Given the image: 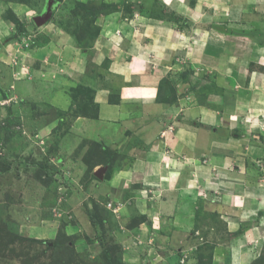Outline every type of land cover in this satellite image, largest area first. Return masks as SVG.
<instances>
[{
	"label": "crops",
	"instance_id": "crops-1",
	"mask_svg": "<svg viewBox=\"0 0 264 264\" xmlns=\"http://www.w3.org/2000/svg\"><path fill=\"white\" fill-rule=\"evenodd\" d=\"M102 1L116 9L96 17L92 46L52 20L44 26L48 42L28 51L26 66L40 84L7 65L18 41L0 45V106L11 94L30 100L47 91L48 103L68 111L74 94L85 97L77 90H91L97 118L75 114L70 136L117 156L108 181H97L103 163L92 160L93 191L104 188L117 210L141 218L143 237L180 228L197 203L234 233L250 225L225 247L223 263L251 264L264 247V0ZM10 33L0 15V40ZM187 71L209 82L200 103L179 79ZM164 79H176L171 102L159 100Z\"/></svg>",
	"mask_w": 264,
	"mask_h": 264
},
{
	"label": "rangeland",
	"instance_id": "rangeland-1",
	"mask_svg": "<svg viewBox=\"0 0 264 264\" xmlns=\"http://www.w3.org/2000/svg\"><path fill=\"white\" fill-rule=\"evenodd\" d=\"M54 3L51 18L38 26L34 20L46 11L48 0H0V15L12 27V34L2 38L0 45L18 41L20 45L8 51L16 63L7 65L24 71L29 83L43 82L33 77L31 66L26 71V66L31 56L28 51L48 42L46 24L52 20L75 33L81 46H92L98 35L89 26L92 14L116 9L102 0ZM19 30H25L21 39L8 42ZM22 40L27 42L22 45ZM181 78L189 81L191 91L200 94L198 102L206 99L209 92L200 88L209 82L190 71ZM172 82L176 79L163 84L162 99L177 97ZM45 92L30 100L11 94V104L0 106L4 108L0 110V264H224L229 256L225 247L234 236L243 237L250 225L234 233L217 210H204L197 203L195 214L181 226L187 225L186 232L175 226L162 235L149 231L143 237L138 228L141 218L128 215L123 208L117 210L104 188H91L92 160L105 162L101 168L106 173L97 181L110 180L115 171L110 154L103 153L108 146L70 136L71 119L77 113L92 114L94 106L86 97L79 100L80 95L74 94L72 106L63 111L48 103L44 97L49 92ZM76 161L85 172L82 176L76 174ZM253 253L257 259L251 264H264V247ZM217 256L223 259L215 263Z\"/></svg>",
	"mask_w": 264,
	"mask_h": 264
},
{
	"label": "trees",
	"instance_id": "trees-1",
	"mask_svg": "<svg viewBox=\"0 0 264 264\" xmlns=\"http://www.w3.org/2000/svg\"><path fill=\"white\" fill-rule=\"evenodd\" d=\"M79 6V5H78ZM80 6H84V5H82V4H80ZM56 7V3H54V5H53V9ZM106 7H108V6H106ZM114 7V6H113ZM115 8V7H114ZM110 9H112V8H110ZM99 14L100 13H98V12H96L94 15L92 14V17L90 18V20H89V26L90 27H92L93 29H94V31H95V33L96 34H98V30L96 29V28H94L92 25H93V23H94V21H95V19H96V17H98L99 16ZM175 20H178V18H175ZM179 21V20H178ZM22 28H23V26H21ZM23 32H25V30L24 31H21V30H19V31H17L15 34H14V36H13V38H9V40H8V42H10L11 40L12 41H14V40H18V39H21V36H22V34H23ZM73 35L75 36V38H76V40H77V43L81 46V44H80V41L78 40V37H77V35L75 34V33H73ZM82 48H86V45L85 46H81ZM167 79L165 80H163L162 82H161V85H163V84H166L167 83ZM77 91H79V92H81V93H83L84 95H85V97H86V99L94 106V112L92 113V114H90V115H92L93 117H95V118H97V107H96V105L94 104V100H93V95H92V93H91V90H77ZM175 92V91H174ZM171 97V96H170ZM172 98V97H171ZM159 100L160 101H164V102H166V101H168V102H171V101H169V99L168 98H166V99H162V94H161V96L159 97ZM88 104V103H87ZM84 109H86L85 108V106H84ZM87 110V109H86ZM103 153L105 154V153H108V154H110V156H111V158H109L110 159V162L113 160L112 158H113V156H115L114 157V159L117 157L116 156V153H113V152H111L109 149L107 150V149H103ZM103 163H105V162H103ZM94 179H96V177H93Z\"/></svg>",
	"mask_w": 264,
	"mask_h": 264
},
{
	"label": "water",
	"instance_id": "water-1",
	"mask_svg": "<svg viewBox=\"0 0 264 264\" xmlns=\"http://www.w3.org/2000/svg\"><path fill=\"white\" fill-rule=\"evenodd\" d=\"M53 5H54V0H48L46 11L41 16L35 18L34 20L36 25L38 26L44 25L51 18L53 12ZM105 171H106L105 168H101L100 170H98L96 173L97 177L101 178Z\"/></svg>",
	"mask_w": 264,
	"mask_h": 264
}]
</instances>
